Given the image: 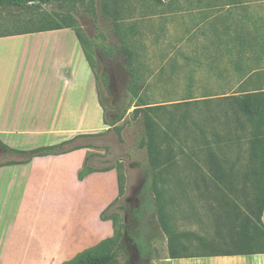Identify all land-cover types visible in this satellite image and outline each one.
<instances>
[{"label": "rangeland", "instance_id": "obj_1", "mask_svg": "<svg viewBox=\"0 0 264 264\" xmlns=\"http://www.w3.org/2000/svg\"><path fill=\"white\" fill-rule=\"evenodd\" d=\"M48 18L75 23L87 37L85 48L111 126L64 133L61 141L52 142L53 153L42 155L32 152L36 148L14 149L8 143L11 137L0 135V193L60 194L56 203L63 210H98L102 218L118 186L117 199L105 212L120 244L113 245L115 264H166L170 247L182 255L232 249L254 198L253 177L246 175L253 125L232 97L264 88H249L242 77L238 87L219 86L223 81L216 75L229 76V68L221 63L222 56L207 52L214 53L216 42H221L215 37L264 33V0H5L0 5V35L48 25ZM8 49L0 48L1 65L15 58ZM104 74H109L108 88ZM141 103L158 105L151 111L156 142L164 157L168 155L159 176L145 144L144 113H134ZM103 122L95 113L90 120L63 124L97 128ZM5 126L0 120V128ZM14 139L31 142L32 137ZM49 143L47 139L42 146ZM85 144L93 148L85 165L114 169L118 185L114 173L78 182L84 179L79 178L82 168L73 174L80 154L64 153ZM35 156L57 160L44 162L46 169L34 179L11 166L31 165ZM215 164L223 174H212ZM13 218L14 245H0V264H40L38 229L30 228L22 209H16ZM8 224L10 229V212L0 214L2 237L11 233L5 229Z\"/></svg>", "mask_w": 264, "mask_h": 264}, {"label": "crops", "instance_id": "obj_2", "mask_svg": "<svg viewBox=\"0 0 264 264\" xmlns=\"http://www.w3.org/2000/svg\"><path fill=\"white\" fill-rule=\"evenodd\" d=\"M246 36L240 38L231 33L230 37L225 34L215 37L216 41L220 39L221 42H216L214 53L208 51L207 54L222 56L221 63L229 68V76L216 75V80L223 81L219 86L238 87L243 80L249 88H264V33ZM5 47L9 48L8 51H14L15 58L12 57L13 62L9 65L0 64V120L6 121L4 129L0 128V135L8 136V139L11 137L8 143L12 148L17 149L16 145L28 150L43 147L47 139L51 143L46 146H50L52 142L61 141L64 133L78 130L93 132L110 127L105 123V108L100 101L92 60L73 28L2 34L0 48ZM0 58L3 56L0 55ZM95 113L103 118V126L69 128L63 124V121L90 120ZM21 136L32 137L31 142L18 140L21 143H15L14 138ZM41 136L45 137L43 141L39 138ZM85 145L64 153L80 154L74 177L93 152L90 144ZM44 157H33L32 162L36 160L33 165L15 163L11 166H17L21 175L28 173L29 179H34L33 176L38 175L40 169H46L45 163H55L53 161L57 160L45 162ZM99 173H114L118 185V174L114 169L93 171L78 182L82 184L87 178ZM60 196L36 195L33 192L18 194L14 191L0 193V214L7 212L9 215L10 212L11 216L10 229L9 224L5 227L11 233L6 237H2L5 232L0 233V245L7 248L14 245L13 217L16 209L24 210L30 228L33 226L38 229L36 234L39 238L40 264H63L114 235L112 220L102 219L98 210L93 214L73 209L63 210L61 204L56 203ZM117 196L118 186L116 197L108 206ZM177 259L180 261L175 263ZM165 262L264 264V253L168 257Z\"/></svg>", "mask_w": 264, "mask_h": 264}, {"label": "trees", "instance_id": "obj_3", "mask_svg": "<svg viewBox=\"0 0 264 264\" xmlns=\"http://www.w3.org/2000/svg\"><path fill=\"white\" fill-rule=\"evenodd\" d=\"M4 1L5 0H0V5L4 4ZM26 1L49 3L54 0ZM10 2L12 4H19V0H10ZM50 19H44L49 22L48 25H41L40 27H36L30 30H22L19 32H32L71 27L78 35L84 48L86 47L85 45H87V37L83 36V31L77 24L64 22L59 23L54 19H52V22ZM103 80L105 85L107 86V84L110 83L109 74H104ZM105 85L102 88H106ZM232 98L235 105L253 125L250 138V149L246 175L248 177H253L251 184L254 191V198L250 203L247 204V209L245 210V212L243 211L244 213L240 224L239 240L234 241L235 246L232 249L204 255H239L264 253V221L262 219V216L264 214V92H246L240 95H234ZM155 107H158V105H150V103L137 104L136 108L134 109V113H144L143 116L147 135L145 144L148 147L150 162L153 171L159 176L164 168L162 166V162H167L168 155L166 154V157H164L163 151L159 149V146L156 142L157 131L151 115V111ZM108 121L106 120L105 123L111 126L110 121ZM83 146L86 145H77L74 148H81ZM53 147L54 145L43 146L32 150V152H38L40 153L39 155L50 154L53 153L51 152ZM210 169L212 174L214 175L223 174V170L219 168L218 164L211 166ZM97 170L98 169H94L90 166L85 165L79 172V178L83 179L86 175ZM119 192H121V187H119ZM112 204L113 202L102 212L101 216L103 219H109V217L105 216V212ZM257 238H261L262 241H256ZM115 244L118 248L120 247L117 238H114V236L106 238L95 247L80 253L75 258L66 261L63 264H115L117 263V252L113 247V245ZM111 246L113 247V249H111ZM169 251V257L171 258L202 256L182 255L179 253L176 247H170Z\"/></svg>", "mask_w": 264, "mask_h": 264}]
</instances>
